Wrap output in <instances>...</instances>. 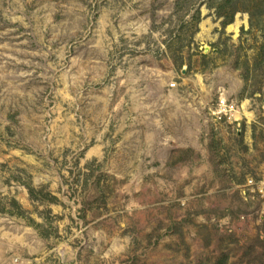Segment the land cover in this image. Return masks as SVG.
<instances>
[{
  "label": "rangeland",
  "instance_id": "obj_1",
  "mask_svg": "<svg viewBox=\"0 0 264 264\" xmlns=\"http://www.w3.org/2000/svg\"><path fill=\"white\" fill-rule=\"evenodd\" d=\"M221 1L0 0V264H264V0Z\"/></svg>",
  "mask_w": 264,
  "mask_h": 264
},
{
  "label": "built area",
  "instance_id": "obj_2",
  "mask_svg": "<svg viewBox=\"0 0 264 264\" xmlns=\"http://www.w3.org/2000/svg\"><path fill=\"white\" fill-rule=\"evenodd\" d=\"M171 86H175L172 83ZM218 120L222 121H237L238 114L240 115V109L237 103L230 101L227 98H220L214 111ZM247 187L252 193L258 194L264 198V175L262 176H251L247 180Z\"/></svg>",
  "mask_w": 264,
  "mask_h": 264
},
{
  "label": "trees",
  "instance_id": "obj_3",
  "mask_svg": "<svg viewBox=\"0 0 264 264\" xmlns=\"http://www.w3.org/2000/svg\"><path fill=\"white\" fill-rule=\"evenodd\" d=\"M243 0H222L220 3H218L216 9H217V14L219 16L224 17V24H228L231 23L235 13L238 11V9L241 7L240 3ZM229 9V10H228ZM257 14H259V16H261L263 14V7L261 4H259V6L257 7ZM228 11H230V13H227Z\"/></svg>",
  "mask_w": 264,
  "mask_h": 264
}]
</instances>
